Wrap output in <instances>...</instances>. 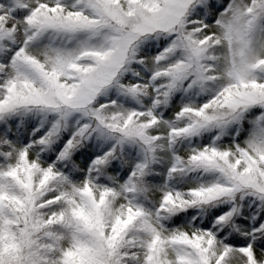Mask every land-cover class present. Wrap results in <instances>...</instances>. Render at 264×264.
I'll return each mask as SVG.
<instances>
[{
	"label": "snow or ice",
	"instance_id": "obj_1",
	"mask_svg": "<svg viewBox=\"0 0 264 264\" xmlns=\"http://www.w3.org/2000/svg\"><path fill=\"white\" fill-rule=\"evenodd\" d=\"M0 264H264V0H0Z\"/></svg>",
	"mask_w": 264,
	"mask_h": 264
}]
</instances>
